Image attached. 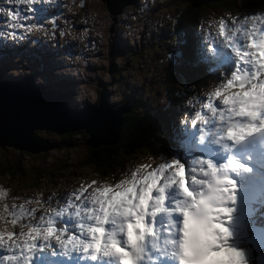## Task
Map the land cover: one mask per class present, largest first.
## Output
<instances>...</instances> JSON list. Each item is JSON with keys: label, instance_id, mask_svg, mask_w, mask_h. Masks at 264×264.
<instances>
[{"label": "snow or ice", "instance_id": "1", "mask_svg": "<svg viewBox=\"0 0 264 264\" xmlns=\"http://www.w3.org/2000/svg\"><path fill=\"white\" fill-rule=\"evenodd\" d=\"M13 2L31 7L38 0ZM7 11L12 28L25 27L19 10ZM211 45L202 59L215 65L217 85L182 129L197 150L137 168L115 185L93 188V181L90 192L82 186L38 221L35 209L4 203L11 225L27 231L0 233V264H184L189 251L197 264H264V108L254 107L253 118L238 114L233 102L264 89V14L221 18ZM149 184L142 228L136 227L123 212L125 197L135 209Z\"/></svg>", "mask_w": 264, "mask_h": 264}, {"label": "rangeland", "instance_id": "2", "mask_svg": "<svg viewBox=\"0 0 264 264\" xmlns=\"http://www.w3.org/2000/svg\"><path fill=\"white\" fill-rule=\"evenodd\" d=\"M107 1L111 6L103 0L65 2L55 27H51L52 23L48 25V34L37 27L28 40L24 38L22 44L3 50L11 54L2 62L6 65L2 75L26 80L32 77V83L38 85L54 84L52 89L65 94L78 111L97 104L99 96L113 109L121 107L122 112L144 106L145 112L150 114L149 108H163L168 102L167 90L180 89L183 82L176 66L180 46L173 40L177 37V41H181L175 25L181 7L187 1L195 6L203 1H215L216 7H222L226 1ZM119 6H123L124 14H115ZM202 7L181 17L197 15L200 19L216 15L213 8L203 15L200 13ZM46 16L50 23V13L46 12ZM172 33H176L173 38ZM179 63L188 65L189 60ZM67 64L71 67H60ZM70 134L77 145L67 149L60 146L31 155L17 154L11 150H18L13 146L0 150V161L20 157L24 165L17 177L0 174V189L7 190L3 203L38 206L45 202L49 193L56 195L71 184L85 183L96 176L91 169L76 165L85 152L86 134H81L80 138L78 134ZM36 136L52 141L60 133L40 130ZM63 165L67 170L61 176L59 170Z\"/></svg>", "mask_w": 264, "mask_h": 264}, {"label": "water", "instance_id": "3", "mask_svg": "<svg viewBox=\"0 0 264 264\" xmlns=\"http://www.w3.org/2000/svg\"><path fill=\"white\" fill-rule=\"evenodd\" d=\"M103 1L111 6L107 0ZM18 77L10 79L0 74V148L13 146L20 151L36 153L77 145V142L40 139L35 134L40 130L56 133L84 130L89 135L85 145L90 147L118 142L124 113L121 107L113 109L99 96L97 104L78 111L61 92Z\"/></svg>", "mask_w": 264, "mask_h": 264}, {"label": "trees", "instance_id": "4", "mask_svg": "<svg viewBox=\"0 0 264 264\" xmlns=\"http://www.w3.org/2000/svg\"><path fill=\"white\" fill-rule=\"evenodd\" d=\"M226 4L222 7H216L215 3L209 2L206 9L213 8L215 13H218L219 9H226L231 11L236 10H254L260 6H264V0H224ZM202 5L193 6L190 2L184 4L177 17V27L184 24L189 26L195 19L198 20L197 15L191 18L181 17V15H187L194 9L201 7ZM205 8H200L204 10ZM218 9V10H217ZM11 52L9 53V55ZM3 68L0 67V74L3 73ZM188 82L198 88L203 87V78H188ZM29 83H32V77L29 79ZM52 88V87H49ZM172 89V88H171ZM170 90V89H168ZM167 90V91H168ZM182 97H177L180 100ZM170 103L163 109L157 111H151L150 114L145 112V108L134 107V109H126L122 114L121 126L118 132V142L107 145L98 144L96 147H90L86 145L84 154L81 155V161H77L78 168H89L92 173L99 179L113 180L118 177L121 172L130 164L143 161L149 157H166L169 156L171 151L170 143L168 139L170 131V121L168 119V111L174 103V97L169 96ZM118 107V106H116ZM81 137V134H86L85 142L89 139V135L84 130L73 132ZM36 134V133H35ZM38 138H42L37 136ZM72 134L60 133V136L53 137V142H73ZM84 142V144H85ZM69 146H62L61 149H67ZM55 148V147H54ZM57 148V147H56ZM9 149L7 146H2L0 150L5 151ZM17 154L31 155V153L23 152L20 150H14ZM22 159L15 158L9 159L5 162L0 161V174L7 175L9 178L17 177L21 171L24 170ZM63 165L59 170L60 175L63 176V172L67 170ZM77 177V176H76ZM5 199V198H4ZM3 199V201H4ZM11 205V204H8Z\"/></svg>", "mask_w": 264, "mask_h": 264}, {"label": "clouds", "instance_id": "5", "mask_svg": "<svg viewBox=\"0 0 264 264\" xmlns=\"http://www.w3.org/2000/svg\"><path fill=\"white\" fill-rule=\"evenodd\" d=\"M17 2H21V0H17ZM260 15V14H258ZM9 54H5V53H0V64H2L4 58L6 56H8ZM3 65V70L6 69V65ZM4 77V76H3ZM6 78H10V77H6ZM13 79V78H10ZM29 81V80H28ZM54 84H50L46 87H52ZM44 86V85H42ZM234 104L238 109V114L241 115H250L253 118L255 117L256 113L254 111H252V109L254 107H260V108H264V89L260 90V95L259 97L253 95L251 97H237L234 99ZM184 123V122H183ZM177 175H179L181 177V186L183 187V168L181 167L177 173ZM195 182V179H194ZM153 184H149L147 189H142L141 191V196H140V203L136 205L135 209H133L132 205V201H129L126 199L125 197V207L123 208V212L125 214V216L127 215H131L133 217V219H135L136 221V227H140L142 228V222H143V218H144V212L147 209L148 206V200L151 198L150 193H151V188L153 187ZM128 192H133L134 195V189L129 187L127 189ZM185 195L192 197L193 198V203H197V201L195 200V196L193 193L189 192L187 189H185ZM135 198V197H134ZM159 203L162 204V197L161 200L159 201ZM159 210V209H157ZM6 214V209L4 207V203H3V198L0 197V221H3V216ZM10 231L8 228H6L2 223H0V233H4V232H8ZM198 261V257L195 255L194 252L189 251L187 258L184 260V264H197Z\"/></svg>", "mask_w": 264, "mask_h": 264}, {"label": "bare ground", "instance_id": "6", "mask_svg": "<svg viewBox=\"0 0 264 264\" xmlns=\"http://www.w3.org/2000/svg\"><path fill=\"white\" fill-rule=\"evenodd\" d=\"M124 6H125V5H124ZM127 8H128V7H127ZM127 8H126V9H127ZM116 11H117V12H115V14H118V15L122 14V13L124 12V11H123V6H119V7H117V8H116ZM69 12L74 13V12L71 11V10H70ZM125 13H126V12H125ZM123 14H124V13H123ZM69 16H71V15H69ZM59 17H60V16H59ZM59 17H58V18H59ZM67 17H68V16H67ZM58 18H57V19H58ZM71 18H73V17H71ZM56 22H57V20H56ZM57 24H59V23H57ZM51 39H52V38H51ZM91 40H92V39H91ZM78 41H79V40H78ZM78 41H77V42H78ZM93 41H94V40H93ZM94 43H96V42H94ZM94 49H95V48H94ZM94 49H93V50H94ZM96 50H97V49H96ZM99 51H100V50H99ZM92 52H93V51H91L90 53H92ZM100 52H101V51H100ZM88 55H90V54H88ZM91 56H94V55H91ZM85 59H86V58H85ZM74 66H76V65H74ZM60 67H62L63 69H66V68L71 67V66H69V65L67 64V65H60ZM27 69H28V68H27ZM64 95H65V94H64ZM67 95H68V94H67ZM65 96H66V95H65ZM70 101H71V100H70Z\"/></svg>", "mask_w": 264, "mask_h": 264}]
</instances>
